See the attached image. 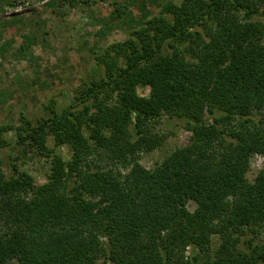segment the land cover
<instances>
[{
  "label": "trees",
  "instance_id": "trees-1",
  "mask_svg": "<svg viewBox=\"0 0 264 264\" xmlns=\"http://www.w3.org/2000/svg\"><path fill=\"white\" fill-rule=\"evenodd\" d=\"M161 6L97 55L99 76L65 106L21 117L15 145H34L48 169L34 183L0 168V264H264V163L247 176L264 158V0ZM163 114L189 140L146 168L139 153L160 146L149 125Z\"/></svg>",
  "mask_w": 264,
  "mask_h": 264
},
{
  "label": "rangeland",
  "instance_id": "rangeland-1",
  "mask_svg": "<svg viewBox=\"0 0 264 264\" xmlns=\"http://www.w3.org/2000/svg\"><path fill=\"white\" fill-rule=\"evenodd\" d=\"M163 1L0 0V131L6 143L0 148V168L6 174L13 172L12 162L32 182L45 180L48 158L34 145L19 147L14 143L21 117L40 114L41 106L50 99L56 101L58 109L65 106L85 75L99 76L97 55L108 45L126 39L144 20L159 15ZM116 8L125 11L119 18L111 15L115 16ZM136 91L146 96L149 86H137ZM149 127L162 142L139 153V162L146 168L188 143L190 131L181 119L163 114ZM46 140L54 153L69 154L68 147H56L51 136ZM263 163L260 155L252 159L247 174L250 180ZM177 203L191 211L196 206L185 194L179 195ZM255 241L264 244V227L258 229ZM216 246L214 236L212 249Z\"/></svg>",
  "mask_w": 264,
  "mask_h": 264
}]
</instances>
